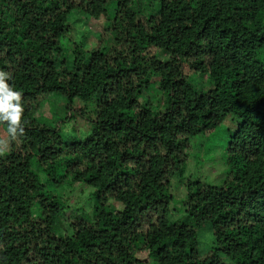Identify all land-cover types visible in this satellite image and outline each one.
I'll return each instance as SVG.
<instances>
[{
	"label": "trees",
	"instance_id": "16d2710c",
	"mask_svg": "<svg viewBox=\"0 0 264 264\" xmlns=\"http://www.w3.org/2000/svg\"><path fill=\"white\" fill-rule=\"evenodd\" d=\"M0 72L23 108L0 120V264H264V0H0ZM54 95L85 138L37 116ZM194 150L216 184L183 177Z\"/></svg>",
	"mask_w": 264,
	"mask_h": 264
},
{
	"label": "rangeland",
	"instance_id": "374dc122",
	"mask_svg": "<svg viewBox=\"0 0 264 264\" xmlns=\"http://www.w3.org/2000/svg\"><path fill=\"white\" fill-rule=\"evenodd\" d=\"M75 21V20H73ZM82 30L91 34L89 37V43H94L95 36L91 33V28L96 30L97 23L91 22V20L81 18L80 21ZM97 24V25H96ZM100 27H98L99 29ZM91 30V31H90ZM70 45V44H69ZM65 45L67 51H70V46ZM37 116L43 123H48L50 126H60L62 138H77L83 139L86 137L89 130L87 125L83 124V119L79 114L68 109V102L57 95L49 96L41 104ZM239 121L231 118L228 119L219 129V131L213 136L207 143H212L215 147L225 144L227 138H225L229 132H233ZM4 127L0 126V154L5 152L7 149V136L4 134ZM225 173L224 168L217 164L216 159L207 160V157H202L199 151L194 150L191 153V158L186 165L183 177H191L198 179L202 182L216 184ZM80 187H73L66 191L65 195L62 196L65 203L66 209L69 211L73 210H84L88 214L91 213L92 199L86 191H80ZM175 188V187H174ZM82 190V189H81ZM176 193L181 194L182 187L178 186L175 188ZM60 193L61 191L58 190ZM86 216V214L84 215ZM199 243L202 247L206 245L208 239V233L206 230H200Z\"/></svg>",
	"mask_w": 264,
	"mask_h": 264
},
{
	"label": "clouds",
	"instance_id": "9594fccd",
	"mask_svg": "<svg viewBox=\"0 0 264 264\" xmlns=\"http://www.w3.org/2000/svg\"><path fill=\"white\" fill-rule=\"evenodd\" d=\"M6 73L0 72V120L8 121V132L14 131L12 125L19 126L23 111L20 93L13 91L5 82ZM16 101V103H13ZM22 131V129H21Z\"/></svg>",
	"mask_w": 264,
	"mask_h": 264
}]
</instances>
